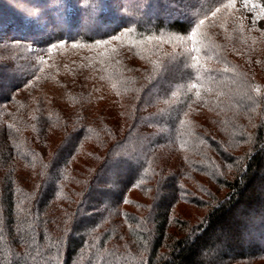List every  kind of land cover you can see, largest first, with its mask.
Segmentation results:
<instances>
[{
    "label": "trees",
    "instance_id": "trees-1",
    "mask_svg": "<svg viewBox=\"0 0 264 264\" xmlns=\"http://www.w3.org/2000/svg\"><path fill=\"white\" fill-rule=\"evenodd\" d=\"M136 2L0 0V264H264V33Z\"/></svg>",
    "mask_w": 264,
    "mask_h": 264
},
{
    "label": "rangeland",
    "instance_id": "rangeland-1",
    "mask_svg": "<svg viewBox=\"0 0 264 264\" xmlns=\"http://www.w3.org/2000/svg\"><path fill=\"white\" fill-rule=\"evenodd\" d=\"M224 1V4L228 3V0ZM252 2L257 5L264 4V0H252ZM243 3L244 0H235V7L229 8L227 11H223V13L218 16L219 25L223 26L225 24L226 33L229 34L230 39H232L233 42L231 45V50L234 47H242L248 51H254L256 47L252 41V33H264V15L256 18V13L249 12L245 7H243ZM143 4L144 0H137L135 7L140 9ZM150 17L152 16L150 15ZM201 29L202 27L198 29V32ZM165 40L166 43L163 44L164 49L173 50L176 47L177 41L171 38H166ZM140 46L141 45H139V40L137 39L136 35L132 34L129 39V44H127V49H137ZM188 51L189 50L187 49V52ZM184 54L186 53L184 52ZM184 54H182V56ZM201 76L202 74L199 72L198 78ZM12 78L13 77L9 78L7 81H11ZM215 98L216 96H213V100Z\"/></svg>",
    "mask_w": 264,
    "mask_h": 264
},
{
    "label": "snow or ice",
    "instance_id": "snow-or-ice-1",
    "mask_svg": "<svg viewBox=\"0 0 264 264\" xmlns=\"http://www.w3.org/2000/svg\"><path fill=\"white\" fill-rule=\"evenodd\" d=\"M235 7V0H228L227 4H224L215 11L211 13V16H216L218 13L221 12V10L227 11L229 8ZM243 7H245L249 12H255L256 18H259L261 15H264V4L257 5L252 2V0H244ZM205 19H208V16L205 17ZM203 20L199 22V24L192 30L190 33V36L192 37L193 41H195V37L197 35V30L199 29L200 25L203 24ZM125 31H131L130 29H126ZM124 33L122 32L120 36H114L112 39H120ZM177 39H183V37H177ZM97 43H105V41H97Z\"/></svg>",
    "mask_w": 264,
    "mask_h": 264
}]
</instances>
